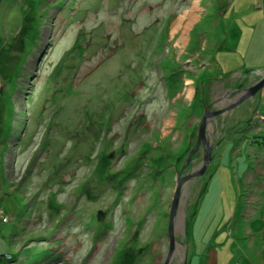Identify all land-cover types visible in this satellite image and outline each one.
<instances>
[{"label": "rangeland", "instance_id": "1", "mask_svg": "<svg viewBox=\"0 0 264 264\" xmlns=\"http://www.w3.org/2000/svg\"><path fill=\"white\" fill-rule=\"evenodd\" d=\"M0 264H264V0H0Z\"/></svg>", "mask_w": 264, "mask_h": 264}, {"label": "water", "instance_id": "2", "mask_svg": "<svg viewBox=\"0 0 264 264\" xmlns=\"http://www.w3.org/2000/svg\"><path fill=\"white\" fill-rule=\"evenodd\" d=\"M262 84V83H261ZM261 86H260V84L258 85V86H256L255 88H253V89H258V88H260ZM175 205H176V200H175V202H174V206H173V210H172V213H171V217H172V219H173V215H174V210H175ZM171 219V220H172ZM171 233H172V221H171V225H170V235H171ZM171 238H172V236H171Z\"/></svg>", "mask_w": 264, "mask_h": 264}, {"label": "bare ground", "instance_id": "3", "mask_svg": "<svg viewBox=\"0 0 264 264\" xmlns=\"http://www.w3.org/2000/svg\"><path fill=\"white\" fill-rule=\"evenodd\" d=\"M255 90V89H254Z\"/></svg>", "mask_w": 264, "mask_h": 264}]
</instances>
